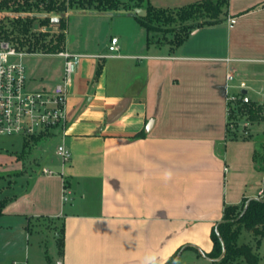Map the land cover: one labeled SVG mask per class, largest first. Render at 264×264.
I'll use <instances>...</instances> for the list:
<instances>
[{
  "label": "crops",
  "instance_id": "crops-1",
  "mask_svg": "<svg viewBox=\"0 0 264 264\" xmlns=\"http://www.w3.org/2000/svg\"><path fill=\"white\" fill-rule=\"evenodd\" d=\"M70 12L100 24L118 17L129 28L121 35L106 31L96 43L65 42L64 48L87 55L69 86L67 131L59 135L72 158L59 161L55 175L42 168L5 187L3 195L14 198L4 214L51 223L57 243L64 238L57 264H165L183 246L203 257L225 207L262 196L255 141L235 136L233 128L229 134L227 98L242 93L264 104V0H227L218 20L198 26L178 46L174 32L149 34L126 11L70 10L67 34ZM232 16L237 22L230 28ZM113 36L122 56L95 57ZM43 54L59 63L48 69L46 62L39 81L27 69L28 79L32 88L37 82L51 90L62 81L64 58ZM229 71L236 73L233 82ZM23 145L24 138L11 151ZM14 159L16 167L7 170L23 169ZM263 247L264 237L256 246L260 262Z\"/></svg>",
  "mask_w": 264,
  "mask_h": 264
},
{
  "label": "trees",
  "instance_id": "trees-1",
  "mask_svg": "<svg viewBox=\"0 0 264 264\" xmlns=\"http://www.w3.org/2000/svg\"><path fill=\"white\" fill-rule=\"evenodd\" d=\"M227 0H200L177 10L170 11L157 7L150 0H0V13L11 22L5 24L0 19V35L11 41L17 48L29 52L57 53L64 49L66 42L67 21L61 16L59 21L53 22L56 15H63L70 10L80 11H126L133 12L137 8L147 10L146 16L135 17L146 27L148 33L157 34L155 21L163 22V31L174 32L171 39L173 45L178 46L185 41L189 34L198 26L210 24L218 20V16L226 5ZM10 14L14 16L9 17ZM40 24H55L59 31L42 32L33 28L34 22ZM179 22L180 24L175 26ZM187 22H190L186 24ZM170 25V26H169ZM156 32V33H155ZM166 36V34H164ZM229 134L233 135L231 119H246L251 124L264 122V104L251 100L243 103L238 100L230 102ZM234 135H240L234 132ZM43 136H33L24 139V151L33 143L41 140ZM248 138V137H246ZM255 168L264 172V138L255 140L253 154ZM262 198H264L263 183ZM14 197H0V217L4 214V208ZM248 198L243 200L240 206L228 205L225 207L223 222L218 227L219 235L212 230L211 237L213 247L206 255L213 264H232L239 258L247 264H261L259 254L247 243L238 245L237 241L242 228L254 231L258 236L256 246H259L264 237V201L252 200L246 213L235 220L245 207ZM240 208V209H238ZM59 253H64V238L58 239ZM225 247V254L223 250ZM176 252L165 264H170L177 256ZM222 256V257H221Z\"/></svg>",
  "mask_w": 264,
  "mask_h": 264
},
{
  "label": "rangeland",
  "instance_id": "rangeland-1",
  "mask_svg": "<svg viewBox=\"0 0 264 264\" xmlns=\"http://www.w3.org/2000/svg\"><path fill=\"white\" fill-rule=\"evenodd\" d=\"M182 1L184 0H151L154 5L165 7L170 11L180 8L179 6L182 5ZM4 16L5 14L0 16L2 22L5 24L11 22L10 19L4 18ZM11 16L14 15L10 14L9 17ZM119 20L118 17H107L102 24H100L95 23L90 17L70 12L68 18V34L66 31V43L72 45H77L86 41L96 43L100 40H105L104 32L107 31L109 33L111 29L114 34L121 35L122 31H125L129 26ZM154 23L157 28L156 35L160 34L159 36H162L166 34V32L163 31V22L155 21ZM179 24V22H176L172 25L177 26ZM50 26L51 25L40 24L39 21H35L33 28L37 30L42 27L52 28ZM47 32H51V34L54 33L52 29ZM107 48L108 45L105 51H108ZM59 60V57L56 55L47 56L43 54V52L27 55L24 59L29 75L36 78L38 81L40 77L44 75L46 62V67L49 69L52 66L54 67L55 64H58ZM32 86L36 89L40 87L37 82H33ZM251 100L252 99H250V101ZM251 126V122L246 119H231V128L233 127V129L243 137L254 139V141L260 137L264 138V122L255 123L253 127ZM22 142L23 138L20 136L0 135V197H4V190L7 187L12 188L15 186L16 183H18V178L23 175L25 176L26 173L30 178L45 166H48L56 172L58 171L57 165L58 162L61 161L56 153L57 146L61 142L59 136H48L39 142L38 146L36 145L37 142L33 143L29 148L25 149V151L23 145L22 151L13 153L11 151L13 149L11 144L14 143L16 147H20ZM15 155L23 162L24 167L23 169L9 171L7 169L10 167L14 165L16 167ZM36 156L37 160L36 158L34 159ZM53 160L57 163H54ZM257 238L258 236L254 234V231L242 228L237 243L238 245L247 243L256 251ZM58 249L56 233L53 229V225L48 221L31 219L28 223V220L25 221L20 217L8 214H3L0 217V264H27V261L28 264H57L56 258L58 256ZM261 251L262 255H264V247ZM192 252V249H184L175 264H213L212 260L204 255L203 257L200 256V258L191 256L194 255ZM260 263L264 264V256ZM232 264L247 263L244 259L239 258Z\"/></svg>",
  "mask_w": 264,
  "mask_h": 264
},
{
  "label": "built area",
  "instance_id": "built-area-1",
  "mask_svg": "<svg viewBox=\"0 0 264 264\" xmlns=\"http://www.w3.org/2000/svg\"><path fill=\"white\" fill-rule=\"evenodd\" d=\"M1 14V13H0ZM1 18V17H0ZM236 17H229V27L233 28ZM43 32L51 31L43 27ZM108 51L95 55L97 58L122 56L119 38L111 37ZM36 52H29L17 48L11 41L0 35V135L20 136H59L65 135L68 121V89L86 54L72 52L67 48L57 52L64 58V75L62 81L53 89L32 88L28 79L25 57ZM229 60V59H228ZM236 79V73H227L228 82ZM246 82L241 81L239 88H245ZM241 100L250 102V97L242 93H230L227 101L234 103ZM230 113V106L228 107ZM56 153L63 164L72 158V151L64 142L57 146ZM43 174L55 175L57 172L50 168H43ZM263 193V191L261 192ZM62 199L70 201L71 191L65 180L62 188Z\"/></svg>",
  "mask_w": 264,
  "mask_h": 264
},
{
  "label": "water",
  "instance_id": "water-1",
  "mask_svg": "<svg viewBox=\"0 0 264 264\" xmlns=\"http://www.w3.org/2000/svg\"><path fill=\"white\" fill-rule=\"evenodd\" d=\"M1 15H2V14H0V16H1ZM129 15H134V16L137 15V16H141V17H143V16H146V15H147V10H146V9H143V8H137V9H135V11H133V12H129ZM61 16H64V14H63V15H59V16H55V17H53V18H52V21L57 23V22L59 21V19H60ZM243 92L246 93V90H244ZM252 200L264 201V198H262V197H258V196H254V197H250V198H248V200L246 201V204H245L244 209L242 210V212L240 213V215H239L235 220L240 219V218L246 213V211H247V209H248V207H249V204H250V202H251ZM221 222H223V220L219 221L218 224H217L216 227H215V230H216V232L218 233V235H219L218 227H219V225H220ZM185 247H186V246H183V247L179 250V252H178L176 258H175L170 264H174V263L177 261L178 257L180 256V254L182 253V251L185 249ZM224 254H225V247H224V250H223V254H222V256H223ZM204 256L207 257V258H209L206 254H204ZM222 256H221V257H222Z\"/></svg>",
  "mask_w": 264,
  "mask_h": 264
}]
</instances>
